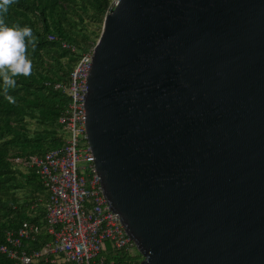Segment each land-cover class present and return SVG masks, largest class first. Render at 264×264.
<instances>
[{
  "label": "water",
  "instance_id": "obj_1",
  "mask_svg": "<svg viewBox=\"0 0 264 264\" xmlns=\"http://www.w3.org/2000/svg\"><path fill=\"white\" fill-rule=\"evenodd\" d=\"M87 87L139 264H264V0H115Z\"/></svg>",
  "mask_w": 264,
  "mask_h": 264
},
{
  "label": "trees",
  "instance_id": "obj_2",
  "mask_svg": "<svg viewBox=\"0 0 264 264\" xmlns=\"http://www.w3.org/2000/svg\"><path fill=\"white\" fill-rule=\"evenodd\" d=\"M114 1L15 0L4 16L9 27H30L37 43L27 52L32 74L18 77L16 88L9 90L16 103L10 104L0 91V243H5L7 231L15 232L22 223L42 229L36 243L24 242L26 250L50 240L43 231L47 187L25 162L63 144L57 120L69 99L56 85L67 84L80 57L94 47ZM115 255L105 260L130 264L126 252ZM0 264L16 263L0 254Z\"/></svg>",
  "mask_w": 264,
  "mask_h": 264
},
{
  "label": "built area",
  "instance_id": "obj_3",
  "mask_svg": "<svg viewBox=\"0 0 264 264\" xmlns=\"http://www.w3.org/2000/svg\"><path fill=\"white\" fill-rule=\"evenodd\" d=\"M93 51L94 47L80 57L67 84L56 85L69 99L57 120L65 135L63 144L25 162L47 187L43 231L50 240L26 250L24 242L36 243L42 235L41 227L22 223L15 232L7 231L0 254L16 264H114L105 260L108 250L128 254L135 247L120 216L110 210L102 194L87 141L84 103ZM14 161L22 163L18 158Z\"/></svg>",
  "mask_w": 264,
  "mask_h": 264
},
{
  "label": "clouds",
  "instance_id": "obj_4",
  "mask_svg": "<svg viewBox=\"0 0 264 264\" xmlns=\"http://www.w3.org/2000/svg\"><path fill=\"white\" fill-rule=\"evenodd\" d=\"M15 0H0V91L5 100L15 104L16 100L9 95L15 89L17 78L29 77L32 74V61L28 58V46L36 47V37L30 27H9L4 16Z\"/></svg>",
  "mask_w": 264,
  "mask_h": 264
},
{
  "label": "rangeland",
  "instance_id": "obj_5",
  "mask_svg": "<svg viewBox=\"0 0 264 264\" xmlns=\"http://www.w3.org/2000/svg\"><path fill=\"white\" fill-rule=\"evenodd\" d=\"M111 257L116 258V255L112 253L110 250L106 252ZM109 256H106L108 258ZM128 256L132 257L130 264H139L142 261V257L139 255L137 249L135 247L131 248L128 252Z\"/></svg>",
  "mask_w": 264,
  "mask_h": 264
}]
</instances>
